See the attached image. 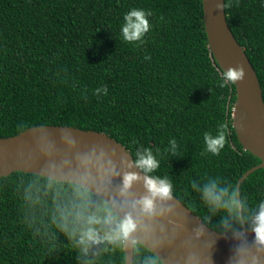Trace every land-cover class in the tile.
<instances>
[{"label":"trees","instance_id":"obj_1","mask_svg":"<svg viewBox=\"0 0 264 264\" xmlns=\"http://www.w3.org/2000/svg\"><path fill=\"white\" fill-rule=\"evenodd\" d=\"M132 8L151 12L143 43L121 35ZM225 8L264 97V0H225ZM223 74L202 0H0V137L70 125L108 133L135 162L150 150L159 167L147 174L170 180L171 192L221 233L255 228L264 204V168L238 186L262 160L238 138L236 87ZM219 125L226 142L213 155L203 136ZM210 182L240 197L242 215L204 199ZM105 205L120 219L78 184L22 171L0 178V264H126L125 238L85 245L79 232L69 235L77 215ZM134 264L163 263L136 242Z\"/></svg>","mask_w":264,"mask_h":264},{"label":"water","instance_id":"obj_2","mask_svg":"<svg viewBox=\"0 0 264 264\" xmlns=\"http://www.w3.org/2000/svg\"><path fill=\"white\" fill-rule=\"evenodd\" d=\"M210 49L222 68L243 67V79L233 81L236 100L233 126L245 150L262 161L246 171L238 186L264 168V97L258 73L235 37L225 0H202ZM222 5V7H217ZM16 171L34 173L78 184L108 203L120 219L130 217L135 227L124 239L126 264H134V245L143 244L163 264H264V240L255 228L218 232L172 192L155 198L150 210L142 200L150 195L145 173L127 147L108 133L70 125H35L0 137V178ZM138 178L125 188L124 178ZM239 212L243 205L238 196Z\"/></svg>","mask_w":264,"mask_h":264},{"label":"clouds","instance_id":"obj_3","mask_svg":"<svg viewBox=\"0 0 264 264\" xmlns=\"http://www.w3.org/2000/svg\"><path fill=\"white\" fill-rule=\"evenodd\" d=\"M222 7V5H217ZM151 16L150 11L144 9L132 8L123 16V23L121 25V35L126 42H141L145 34L150 30V22L148 17ZM150 59V57H145ZM225 80L237 81L243 79L245 75L244 68H229L224 72ZM103 90L107 94V88L97 89V92ZM206 151L213 155H218L221 149L225 146L226 135L223 131V125H219L218 134L213 135L210 132H205L203 136ZM175 146L176 141H171ZM136 164L144 170L145 173L152 172L159 167V162L155 159L150 150H145L144 154H140ZM138 177L135 174H129L124 178V187H129L133 181ZM145 185L150 195L145 196L142 200L144 209L150 210L153 206L155 198H168L171 194V181L168 179H159L154 177H145ZM203 197L211 205L215 207L227 208L230 211H238L240 205L237 200L236 193L228 192L226 188H219L215 182H210L203 189ZM256 226L254 231L257 238L264 240V204L260 206V211L255 217ZM97 225L107 226L111 231H105L103 236L99 235ZM66 231L68 230L67 223L61 225ZM135 227L133 220L128 217L118 219L115 217L113 211L104 206L85 216L77 215L73 222V227L69 231V235H75L79 232L80 242L87 245L88 243H98L100 239L115 241L117 239L126 238L129 232ZM87 248L85 247V251Z\"/></svg>","mask_w":264,"mask_h":264}]
</instances>
